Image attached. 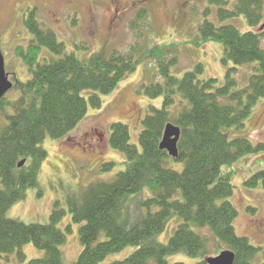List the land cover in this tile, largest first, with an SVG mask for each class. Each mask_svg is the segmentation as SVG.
<instances>
[{
	"label": "trees",
	"instance_id": "16d2710c",
	"mask_svg": "<svg viewBox=\"0 0 264 264\" xmlns=\"http://www.w3.org/2000/svg\"><path fill=\"white\" fill-rule=\"evenodd\" d=\"M211 1L220 5V24L205 20L201 37L223 44L225 62L254 64L248 82L240 87L231 71L224 84L213 77L202 78V64L178 77L171 72L178 62L174 44H159L146 51L145 60L156 63L161 80L142 82L140 88L151 98L162 97V106L149 107L138 137L140 145L131 142L127 124H112L110 143L126 155L125 169L114 180L92 183L69 199L72 220L81 224L83 248L75 264H100L129 246L136 250L111 264H169L168 256L179 252L207 264L208 239L195 228L210 230L218 248L233 251L234 264H253L260 251L248 237L237 233L239 212L230 200L233 175L226 168L246 155L264 152V142L232 137L229 131L243 129L254 105L264 97V30L241 31L229 20L243 15L250 27H258L264 19V0H236L232 8H226L229 0ZM36 12V7L30 10L24 23L32 35L28 45L16 47L30 77L17 80L12 96L0 100V118L7 121L0 131V264L17 250L21 264H65L61 246L67 235L58 224L66 210L59 201L47 224L26 223L7 212L25 198L29 187L38 185L48 157L44 140L65 137L86 117L89 101L101 107V95L113 92L143 60L135 54L139 45L125 52L102 50L81 59L67 52L55 31L42 26ZM45 51L53 57L43 55ZM84 91L91 93L86 97ZM169 124L180 128L177 157L160 147ZM22 160L26 162L20 166ZM171 160L183 162V170L168 167ZM245 185L264 189V169ZM146 190L150 193L144 202L147 213L133 225L123 222L127 200ZM175 216L182 222L167 243L160 242L157 236ZM27 243L44 250V257L26 261L22 248Z\"/></svg>",
	"mask_w": 264,
	"mask_h": 264
},
{
	"label": "rangeland",
	"instance_id": "374dc122",
	"mask_svg": "<svg viewBox=\"0 0 264 264\" xmlns=\"http://www.w3.org/2000/svg\"><path fill=\"white\" fill-rule=\"evenodd\" d=\"M127 1L130 0H123ZM229 1L226 8H232L236 0ZM35 7L38 21L43 27L57 33L68 53L74 52L79 58L88 59L93 53L102 50L125 52L139 45L135 54L143 58L137 69L121 80L113 92L101 95V107H95L89 101L87 115L76 128L61 139L49 136L44 140L42 146L47 150L48 157L42 164L38 185L29 187L25 198L13 204L7 212L9 217L26 223L47 224L56 201H59L66 210L65 217L58 224L67 235L66 242L61 246L64 262L75 264L83 248L79 238L81 224L72 220L69 199L78 197L92 183L114 180L117 173L125 169L126 155L110 143L112 124H127L131 142L140 145L138 137L149 107L162 106V97L151 98L140 88L142 82L161 80L156 63L145 60L146 51L159 44H174L178 62L171 68L173 75L181 77L184 72L202 64V78L213 77L219 84H224L231 71L240 87L248 82L254 64L242 66L232 61L225 62L223 44L217 40L202 39L200 26L205 20L220 24L217 15L220 5L211 0H148L146 5L139 7L114 5L111 0H0L1 48L8 77L14 83L30 77L27 67L17 56L16 47L26 48L31 39L32 35L24 23L30 10ZM143 13L147 16L139 17ZM229 21L241 31L264 30V19L256 28L250 27L243 15ZM47 54L53 57L46 51L43 55ZM89 93L91 91L83 92L86 97ZM12 94L8 92L6 96ZM6 123L2 116L0 131ZM229 131L232 137L246 136L254 143L264 142V97L254 105L243 129ZM108 163L114 164L106 169ZM167 165L178 171L184 167L183 162L174 160ZM226 169L233 175L235 188L230 200L239 212L235 221L237 233L248 237L253 245L260 248L253 264H264V189L262 186L249 188L245 185L248 178L264 169V152L246 155ZM149 195L146 190L127 200L123 222L127 223V220L128 225H133L147 213L144 202ZM181 222V218L173 217L166 230L157 236L158 240L167 243ZM195 229L208 239V257L228 250L225 246L218 248V242L210 230ZM22 250L26 261L45 255V251L33 243L23 245ZM135 250V246L126 247L111 254L100 264L124 259ZM1 262L21 264L18 250L9 254L8 258H2ZM168 262L200 264L201 258L179 252L168 256Z\"/></svg>",
	"mask_w": 264,
	"mask_h": 264
},
{
	"label": "water",
	"instance_id": "95a60500",
	"mask_svg": "<svg viewBox=\"0 0 264 264\" xmlns=\"http://www.w3.org/2000/svg\"><path fill=\"white\" fill-rule=\"evenodd\" d=\"M13 87V82L9 79L5 67V57L1 48L0 39V99ZM180 136V128L173 124L167 125L164 133L163 140L160 144L162 149H167L169 154L173 157L178 156L177 142ZM25 160L19 164L24 165ZM236 255L231 250H224L215 257H209L206 259L207 264H234Z\"/></svg>",
	"mask_w": 264,
	"mask_h": 264
},
{
	"label": "flooded vegetation",
	"instance_id": "af4514ba",
	"mask_svg": "<svg viewBox=\"0 0 264 264\" xmlns=\"http://www.w3.org/2000/svg\"><path fill=\"white\" fill-rule=\"evenodd\" d=\"M111 2L114 5H119V6H124L127 4L128 6L139 7V6L146 5L148 3V0H130L127 2H123V0H111Z\"/></svg>",
	"mask_w": 264,
	"mask_h": 264
}]
</instances>
